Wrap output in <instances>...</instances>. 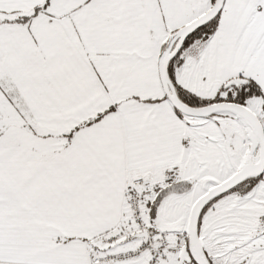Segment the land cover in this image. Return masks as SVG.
Segmentation results:
<instances>
[{
    "label": "snow or ice",
    "instance_id": "snow-or-ice-1",
    "mask_svg": "<svg viewBox=\"0 0 264 264\" xmlns=\"http://www.w3.org/2000/svg\"><path fill=\"white\" fill-rule=\"evenodd\" d=\"M0 264H264V0H0Z\"/></svg>",
    "mask_w": 264,
    "mask_h": 264
}]
</instances>
